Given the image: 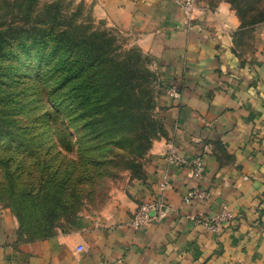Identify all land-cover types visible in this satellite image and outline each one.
<instances>
[{
  "label": "crops",
  "instance_id": "crops-1",
  "mask_svg": "<svg viewBox=\"0 0 264 264\" xmlns=\"http://www.w3.org/2000/svg\"><path fill=\"white\" fill-rule=\"evenodd\" d=\"M186 1L84 0L152 59L164 135L148 150L143 179L122 175L105 205L83 209L77 230L21 241L0 205V264H264V22L239 39L244 29L225 0L214 8L191 0L189 17ZM169 147L182 161L200 157L202 179L168 163ZM164 178V208L132 228ZM192 189L206 198L184 203ZM223 208L232 218L218 233L194 223Z\"/></svg>",
  "mask_w": 264,
  "mask_h": 264
},
{
  "label": "trees",
  "instance_id": "trees-1",
  "mask_svg": "<svg viewBox=\"0 0 264 264\" xmlns=\"http://www.w3.org/2000/svg\"><path fill=\"white\" fill-rule=\"evenodd\" d=\"M74 1L0 0V205L21 241L54 236L115 172L142 180L164 135L149 61ZM225 1L239 39L264 22L258 0Z\"/></svg>",
  "mask_w": 264,
  "mask_h": 264
},
{
  "label": "built area",
  "instance_id": "built-area-1",
  "mask_svg": "<svg viewBox=\"0 0 264 264\" xmlns=\"http://www.w3.org/2000/svg\"><path fill=\"white\" fill-rule=\"evenodd\" d=\"M184 13L187 17L191 15L192 11V1L187 0L183 5ZM173 90L170 91V95H173ZM165 158L170 164L180 163L186 166L188 169L191 170L192 175L197 180H201L204 174V161L200 158H194L188 161H182L177 158L173 149L171 147L165 153ZM167 187L166 178L160 183L158 187L159 197L153 203H148L141 205L137 212L135 213L134 217L130 221V225L134 229H138L145 225L148 221L155 217V214L160 213V211L164 208V199H163V192ZM206 198V194L196 189H192L186 191L183 202L189 204L193 200H204ZM232 218L231 214L223 208L220 214L215 217L206 219L202 216H198L194 219V223L203 226L206 230L212 233H218L220 231V227L223 222H228Z\"/></svg>",
  "mask_w": 264,
  "mask_h": 264
},
{
  "label": "rangeland",
  "instance_id": "rangeland-1",
  "mask_svg": "<svg viewBox=\"0 0 264 264\" xmlns=\"http://www.w3.org/2000/svg\"><path fill=\"white\" fill-rule=\"evenodd\" d=\"M82 1H83V4H84V0H82ZM220 1H224V0H200L201 3L203 2L209 8H211L212 5L214 7ZM252 1L253 0H245V3H250ZM74 2H75V4H77V3L80 2V0H75ZM257 2H259V4L257 5V8H259L260 11L263 10L264 9V0L263 1L258 0ZM208 3H210V4H208ZM84 6L86 7V11H88L89 10L88 6L85 5V4H84ZM246 6L247 7H253V5L248 6V4H246ZM241 8H244L245 9L246 7H241ZM95 21L98 22L97 20H95ZM100 22H103V21H100ZM119 34L126 41V44H127V47L128 48L138 49L142 53V51L136 45L133 44L134 38L132 36H129L127 34L120 33V32H119ZM246 36H247V38H249L248 34ZM246 43H248V42L246 41ZM142 55L149 61L148 62V69L156 77L154 71L151 69L152 59L148 55H146L144 53H142ZM156 84H157V81H156V83H155V85L153 87L154 88V91H155V93H154V96H155V102H154L155 103V108H154V111H153V116H154V118L156 120H160L159 119V110H160L159 107L160 106H159L158 98H157V85ZM147 153L148 152H146V154L143 156V158L141 160H139V163L142 166H144ZM124 174H129L130 175V172L128 170L121 169V170L115 172V175L113 177L106 179L104 181V183L102 184V187L96 193V196L94 198L93 197L92 198L87 197V198H85L83 200L82 205H81V208L77 212L75 218L71 220L72 222H69L70 224H68V221H66V220H64L63 222H61L62 223L61 224L62 227H58V229L56 230V233H58V232L67 233V232H71V231H74V230L79 229V227L81 226V221H82L81 219H82V211H83V209L86 208L88 211L94 212L95 209H99L102 205H105V203H107L109 201L110 191L112 190V187L113 186H116L117 182L120 180V178Z\"/></svg>",
  "mask_w": 264,
  "mask_h": 264
}]
</instances>
